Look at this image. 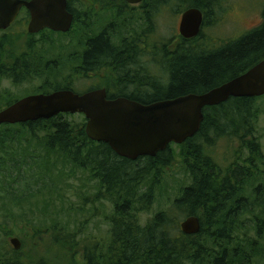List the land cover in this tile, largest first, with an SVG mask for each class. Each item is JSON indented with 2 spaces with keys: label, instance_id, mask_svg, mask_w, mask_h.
<instances>
[{
  "label": "rangeland",
  "instance_id": "rangeland-1",
  "mask_svg": "<svg viewBox=\"0 0 264 264\" xmlns=\"http://www.w3.org/2000/svg\"><path fill=\"white\" fill-rule=\"evenodd\" d=\"M188 1L179 0L181 13L177 10L178 2L165 7L166 17L157 29L159 37L166 43L170 42V45L165 42L155 44L161 54L166 50L165 68L167 52L171 55L181 47H191L195 52L211 51L221 42L240 40L263 22L264 0H215L216 7L205 12L207 18L201 35L194 39L195 42L185 45L179 32L178 16L190 7ZM29 21L30 17L27 18L23 11L11 29L6 33L0 32V110L18 99L40 94V91L49 90L51 93L56 87H68L71 81L75 82L77 93L87 92L83 90L87 85L76 79L81 39L78 29L67 34L44 32L30 36L27 32ZM155 41L153 37L149 39L150 44ZM19 52L21 57L29 54V68L23 75H27L25 81L15 83L11 74L14 68L12 59ZM152 70L154 89L149 87V91L154 93L162 90L161 85L167 75L164 78L166 69H160L157 64ZM5 71L10 72L4 77L2 72ZM103 84L108 86L111 94H119L122 90H117L118 83L113 77ZM64 120L74 126L87 123L82 114L66 116ZM250 124L252 137L243 140V133L239 137L242 142L227 131L225 134L211 133L201 144L202 153L213 160L224 177L230 172L226 170L228 159L237 160L239 157L243 159L241 170L246 169L244 174L249 176L248 182L241 186L239 208L231 214L235 227L232 231L233 246L228 253L231 264H264V160L259 156L253 167L246 163L248 147L252 143L259 144L264 154V96L256 98ZM18 130L21 131L20 128H1L0 141L9 137L7 142H21L17 137ZM43 135L39 133V142H43ZM232 136L236 139L232 140ZM27 137L23 146L21 143L14 146L9 143L7 152L0 159V264H83L84 247L110 242L112 220L122 218L116 205L123 204L127 197L122 195L113 199L104 184L96 179L97 171L91 167H73L69 159L60 158L53 151L47 153L46 147L35 141L30 145ZM170 154L175 161L167 169H162L159 185L152 190L151 203L146 205L144 193L149 191L152 182L137 188V202L128 210L132 220L141 227L161 212L171 211L183 189L192 184L177 145H172ZM144 159L133 161L137 163L134 169L146 166ZM145 180L154 181V178ZM173 213L176 220L170 227L176 231L175 226H179L187 216L178 211ZM37 230L41 232L38 237L35 234ZM13 237L22 242L19 252L10 246ZM239 257L241 259L237 262L234 258Z\"/></svg>",
  "mask_w": 264,
  "mask_h": 264
},
{
  "label": "trees",
  "instance_id": "trees-1",
  "mask_svg": "<svg viewBox=\"0 0 264 264\" xmlns=\"http://www.w3.org/2000/svg\"><path fill=\"white\" fill-rule=\"evenodd\" d=\"M188 4L189 8L203 11L205 19V12L216 7L215 0H189ZM23 11L29 18V12L26 9ZM194 39L183 40L186 45L195 42ZM106 49L103 39H100L95 42L89 56L103 55ZM221 50L195 52L191 47H181L171 55L167 52V79L161 85L162 90L131 98L142 104H151L188 94H202L245 73L264 60V16L260 27ZM27 60H30L29 55L21 57V73L20 77L17 76L14 80L15 83L23 82L27 78V75L23 76L29 68ZM9 72L2 73L5 76ZM11 72L13 73L14 69ZM153 83L150 81L152 89ZM69 85L56 87L53 92L73 89L77 93L74 89L75 82L71 81ZM155 85L157 87V84ZM48 91L39 93L47 94ZM255 100L256 98H231L219 106L204 109V122L200 131L184 144L177 145L180 149L179 157L187 174L192 178V184L183 189L181 196L174 201L171 211L161 212L145 227L132 220L128 210L130 205L137 202V188L150 182L152 186L144 193V199L146 205L151 203L152 190L154 186L159 185L162 169H167L175 161L170 154L172 145L175 144L155 158L143 157L147 165L136 170L134 165L137 163L117 156L107 144L91 141L86 135L85 123L74 126L64 120L66 116L73 115L61 114L50 120L3 125L0 129L20 128L17 137L21 139V146L28 136L30 145L35 141L46 147L47 153L53 151L58 157L69 159L73 167H91L97 171L96 179L104 184L113 199L121 198L122 195L127 197L123 204L116 205L122 218L112 220L110 242L107 245L101 243L100 246L84 247L83 264H231L228 253L233 246L232 231L235 228L231 214L239 208L241 180L249 176L244 174L247 172L245 169L243 172L240 170V174L230 171L224 177L223 171L221 172L213 160L202 153L201 144L214 132L225 134L230 131V135H236L238 138L243 131L250 132ZM39 133L44 134L43 142L38 141ZM8 138L0 141V159L7 152L6 146L13 143L11 140L7 142ZM19 143L14 142L13 146ZM95 147L98 149L94 150ZM248 151V166L253 167L256 158L261 157L264 160L259 144L252 143ZM147 177H153L154 181L145 180ZM174 211L187 217H200V233L185 235L180 225L175 226L174 231L170 227L173 220H176ZM35 234L40 236V230L35 231ZM235 253L234 250L233 254ZM234 259L238 262L241 257Z\"/></svg>",
  "mask_w": 264,
  "mask_h": 264
},
{
  "label": "water",
  "instance_id": "water-1",
  "mask_svg": "<svg viewBox=\"0 0 264 264\" xmlns=\"http://www.w3.org/2000/svg\"><path fill=\"white\" fill-rule=\"evenodd\" d=\"M136 3L141 0H128ZM30 15L28 34L37 35L49 29L69 33L73 15L67 0H0V30L10 29L22 9ZM204 13L190 8L182 15L179 32L184 40L197 38L203 28ZM264 96V60L240 76L202 94H188L151 104L128 98L108 99L106 89L85 93L59 90L21 98L0 110V127L39 120H50L61 114L85 116L87 137L107 144L119 157L137 161L155 158L170 145H182L197 135L204 122V109L219 106L231 98ZM201 219L189 216L180 224L183 234L192 236L201 231ZM10 244L15 251L22 242L14 237Z\"/></svg>",
  "mask_w": 264,
  "mask_h": 264
},
{
  "label": "flooded vegetation",
  "instance_id": "flooded-vegetation-1",
  "mask_svg": "<svg viewBox=\"0 0 264 264\" xmlns=\"http://www.w3.org/2000/svg\"><path fill=\"white\" fill-rule=\"evenodd\" d=\"M67 1L68 10L73 15V25L70 32L77 28L81 37L80 62L76 70V79L78 82L82 81L84 85H87L83 90L106 89L108 99L114 100L124 97L136 102L139 101L131 97L152 94L149 91L150 81L153 80L154 74L152 67L157 64L160 69L164 71L166 69L163 66L166 50L164 49L163 54H161L155 46V44L165 42L159 37L157 29L160 23L163 24V17H166L165 7H170L173 3L178 2L177 10L181 11L179 0H141L136 3H131L128 0ZM182 15L179 14L178 16L180 22ZM8 30H0V32L6 33ZM47 31L51 30L46 29L39 34ZM151 37L156 39L153 44L149 42ZM100 39H103L106 44V51L103 55L89 56L95 42ZM236 42H224L211 51L221 49L223 51L227 46ZM166 44L170 45V42ZM17 55L15 59H12L14 80L21 73V52ZM27 55L29 54L26 53L24 56ZM8 69L10 70V65ZM166 75L167 72H164V78ZM110 77H113L118 83L117 90L122 89L119 94H111L110 90L108 91V86L103 84V81ZM123 90L136 93L128 94ZM243 133V138H241L243 140L252 137V130L248 133L243 131ZM235 139L236 137L232 136V140ZM243 140L239 139V142ZM242 161L243 159L240 157L237 160L228 159L226 170L228 172L237 171L240 174ZM244 179L245 177L241 180V186ZM10 246L12 247L11 244Z\"/></svg>",
  "mask_w": 264,
  "mask_h": 264
},
{
  "label": "bare ground",
  "instance_id": "bare-ground-1",
  "mask_svg": "<svg viewBox=\"0 0 264 264\" xmlns=\"http://www.w3.org/2000/svg\"><path fill=\"white\" fill-rule=\"evenodd\" d=\"M247 180H249V179L248 178L247 179H244V182H243L242 185H245L248 182Z\"/></svg>",
  "mask_w": 264,
  "mask_h": 264
}]
</instances>
